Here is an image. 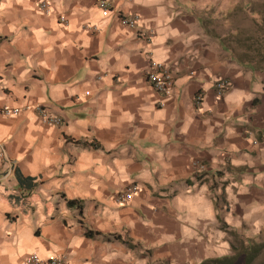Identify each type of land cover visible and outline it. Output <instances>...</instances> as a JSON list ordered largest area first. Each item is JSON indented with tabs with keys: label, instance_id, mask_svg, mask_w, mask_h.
<instances>
[{
	"label": "crops",
	"instance_id": "1",
	"mask_svg": "<svg viewBox=\"0 0 264 264\" xmlns=\"http://www.w3.org/2000/svg\"><path fill=\"white\" fill-rule=\"evenodd\" d=\"M231 5L111 0L103 16L97 0H0V264H203L232 255L231 233L264 238V73L214 29Z\"/></svg>",
	"mask_w": 264,
	"mask_h": 264
},
{
	"label": "built area",
	"instance_id": "2",
	"mask_svg": "<svg viewBox=\"0 0 264 264\" xmlns=\"http://www.w3.org/2000/svg\"><path fill=\"white\" fill-rule=\"evenodd\" d=\"M97 5L101 9L103 16H107L110 13L111 0H97ZM40 8L43 9L45 13H48L46 2H42ZM63 20L64 18L62 17L61 21ZM119 20L121 25L132 29L137 28L139 24V17L137 15H120ZM146 79L153 90L159 95L165 96L171 93L174 79L166 67L160 64H152L150 71L146 75ZM229 85L230 84L228 81L217 79L214 83L215 96L220 99ZM86 94L88 95V93ZM202 101L203 96L201 94H197L194 98L195 104L198 106L202 103ZM27 109L30 108L26 107V110ZM34 110L39 114V117L43 123L49 126H58L61 124V119L50 114L46 107L39 105L34 107ZM1 112L6 116H16L22 112V110L18 108L4 107ZM138 191V186L136 184H131L117 194L116 201L119 204H125L131 201ZM24 264H67V261L65 257L60 254H54L46 259H43L37 254L33 253L25 259Z\"/></svg>",
	"mask_w": 264,
	"mask_h": 264
},
{
	"label": "rangeland",
	"instance_id": "3",
	"mask_svg": "<svg viewBox=\"0 0 264 264\" xmlns=\"http://www.w3.org/2000/svg\"><path fill=\"white\" fill-rule=\"evenodd\" d=\"M230 1L232 2V5L228 7V10H225L224 12L218 11L213 17V26L217 34L223 36V38L225 37L227 45L233 48L237 54L243 55L247 52L243 49L242 43L245 46L250 43L243 41L238 44L235 36H241L242 39L249 37L251 34L264 36V22H261L264 18V0ZM209 12L211 13V11ZM256 24H258V26H255ZM229 36L230 38L232 37L231 42H229ZM260 66L264 67V63ZM244 68L248 70L249 66L246 65ZM230 239L234 242V246L238 245V242H236L235 239ZM255 241L264 242V238ZM235 264H243V258L237 259Z\"/></svg>",
	"mask_w": 264,
	"mask_h": 264
},
{
	"label": "trees",
	"instance_id": "4",
	"mask_svg": "<svg viewBox=\"0 0 264 264\" xmlns=\"http://www.w3.org/2000/svg\"><path fill=\"white\" fill-rule=\"evenodd\" d=\"M264 22V18L261 20ZM255 26H258L256 24ZM232 38V37H231ZM230 36L228 37L229 42H231ZM237 38V43L241 42H249V45H243V49L246 50V54H237L236 51L231 48L226 43V39L220 38L222 45L225 49L232 53L233 58L236 61L244 66H249L248 70L251 71H260L264 73V67L260 66L264 63V36H256L255 34H251L249 37L244 39L241 36H235ZM74 203L72 201L68 202V205L71 206ZM235 240H237V236L235 233H231ZM238 245L231 246L232 255L226 256L221 259H214L204 262L203 264H235L237 259L243 258V264H264V242H258L254 239H247L246 241L238 238Z\"/></svg>",
	"mask_w": 264,
	"mask_h": 264
}]
</instances>
